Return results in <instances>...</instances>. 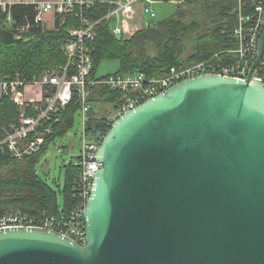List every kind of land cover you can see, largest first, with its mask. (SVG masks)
I'll list each match as a JSON object with an SVG mask.
<instances>
[{"label":"water","instance_id":"95a60500","mask_svg":"<svg viewBox=\"0 0 264 264\" xmlns=\"http://www.w3.org/2000/svg\"><path fill=\"white\" fill-rule=\"evenodd\" d=\"M264 51V30L250 67ZM85 244L0 229V264H264V83L203 73L115 119L97 151Z\"/></svg>","mask_w":264,"mask_h":264},{"label":"built area","instance_id":"2783aa9c","mask_svg":"<svg viewBox=\"0 0 264 264\" xmlns=\"http://www.w3.org/2000/svg\"><path fill=\"white\" fill-rule=\"evenodd\" d=\"M162 1L181 5L191 0H0V24L11 23V8L16 4L32 5L35 11L34 22L42 26L48 22L47 17L52 27L55 26L57 18L61 24L67 15H74L79 19V26L67 30L63 46L66 58L64 65L45 71L32 79L15 74L0 80V99L8 96L21 109L17 121L4 130L0 139V155L9 153L11 157L21 160L39 151L46 136L52 132L51 123L58 122L59 113L74 100H77L79 105L82 124V146L80 154L73 161L80 168L76 206L59 219L48 215L35 219L29 214L11 211L0 216V229H53L81 245L85 244L84 208L94 174L98 169L96 151L115 119L173 84L203 73L239 79L250 76L264 83V51L258 65L250 73L264 30V0H235L232 11V36L236 44L234 48L214 53L207 59L185 67H170L161 75L148 74L137 69L111 74L99 80L89 79L92 57L88 43L96 36L97 24L105 21L115 35L129 39L136 31L148 25L149 22L144 21L143 14L153 17V4ZM98 4L108 5L109 8L101 17L90 20L84 10ZM221 53L228 56V59L220 61ZM95 83L106 84L109 88L125 94L121 106L102 119L99 125L92 123L88 114V84ZM27 108L33 113L27 114Z\"/></svg>","mask_w":264,"mask_h":264},{"label":"trees","instance_id":"16d2710c","mask_svg":"<svg viewBox=\"0 0 264 264\" xmlns=\"http://www.w3.org/2000/svg\"><path fill=\"white\" fill-rule=\"evenodd\" d=\"M234 5L235 0H191L176 5L175 12L167 18L151 19L147 26L136 31L129 39L115 35L110 26L101 21L95 28L96 36L88 43L92 57L89 79L99 80L111 74L137 69L161 75L170 67H185L207 59L214 53L234 48ZM108 8V5L98 4L85 9L84 14L90 20H95L105 14ZM34 15L32 5L16 4L11 8V23L0 24V80L15 74L32 79L65 64L63 46L67 30L79 26V19L67 15L61 24L57 18L55 26L46 28L34 22ZM188 38L193 41L192 49L183 56ZM104 59H116L118 69L98 76L97 67ZM227 59L228 56L221 53L220 61ZM88 89V114L92 123L99 125L102 119L121 106L125 94L103 83L88 84ZM99 104L106 107H100ZM78 106L77 100H74L59 113L58 122L51 123L52 132L46 136L44 144L36 153L21 160L11 157L9 153L0 155V216L19 211L35 219L43 215L59 219L76 206L79 166L73 161L64 166L62 207L58 203V190L39 177L36 166L47 145L63 136L72 126ZM20 110L8 96L0 99V139L5 128L17 121ZM26 113L32 114L33 111L27 108Z\"/></svg>","mask_w":264,"mask_h":264},{"label":"rangeland","instance_id":"374dc122","mask_svg":"<svg viewBox=\"0 0 264 264\" xmlns=\"http://www.w3.org/2000/svg\"><path fill=\"white\" fill-rule=\"evenodd\" d=\"M155 11V19H163L171 16L175 10L176 5L162 1L153 4ZM148 18V16H145ZM46 28L52 26L46 22ZM142 29V28H141ZM193 41L188 38L185 41V51L182 54L185 56L192 49ZM119 63L116 59H104L97 67V75H104L114 72L118 69ZM99 106L106 107L99 104ZM82 146V124L80 111L77 110L74 116V122L68 131L61 137H57L54 141H51L45 148L41 158L36 166V172L40 178L49 183L57 191V198L59 206L64 205V196L61 192V187L64 180V166L69 161H74L80 154Z\"/></svg>","mask_w":264,"mask_h":264},{"label":"crops","instance_id":"0c3cea01","mask_svg":"<svg viewBox=\"0 0 264 264\" xmlns=\"http://www.w3.org/2000/svg\"><path fill=\"white\" fill-rule=\"evenodd\" d=\"M154 13H155V11H154ZM145 16H148V18H145ZM153 17H155V15L153 16ZM153 17H151L150 15H148V14H143V18H144V21H150L151 19H155V18H153ZM47 20H48V24H50L49 23V17H47ZM156 20H159V19H156ZM45 26V25H44Z\"/></svg>","mask_w":264,"mask_h":264}]
</instances>
